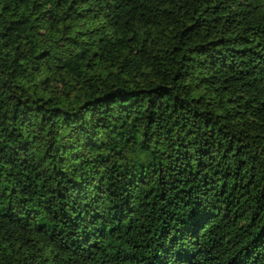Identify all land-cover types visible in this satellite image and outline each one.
Masks as SVG:
<instances>
[{"label":"trees","instance_id":"1","mask_svg":"<svg viewBox=\"0 0 264 264\" xmlns=\"http://www.w3.org/2000/svg\"><path fill=\"white\" fill-rule=\"evenodd\" d=\"M0 264H264V0H0Z\"/></svg>","mask_w":264,"mask_h":264}]
</instances>
